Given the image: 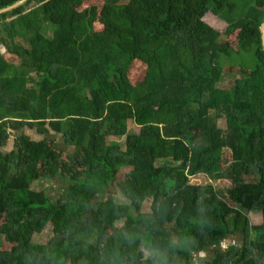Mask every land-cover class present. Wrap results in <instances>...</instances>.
<instances>
[{
	"label": "trees",
	"instance_id": "1",
	"mask_svg": "<svg viewBox=\"0 0 264 264\" xmlns=\"http://www.w3.org/2000/svg\"><path fill=\"white\" fill-rule=\"evenodd\" d=\"M8 18L25 45L0 56V264H264V0H29ZM54 180L56 202L31 187Z\"/></svg>",
	"mask_w": 264,
	"mask_h": 264
},
{
	"label": "rangeland",
	"instance_id": "2",
	"mask_svg": "<svg viewBox=\"0 0 264 264\" xmlns=\"http://www.w3.org/2000/svg\"><path fill=\"white\" fill-rule=\"evenodd\" d=\"M204 21L211 26L212 28H214L215 30L222 32L225 29V24L217 19L216 17H214L211 14L206 15V17L204 18ZM1 36V35H0ZM4 42H8L7 39L3 40ZM17 63V61L14 62V64ZM18 65V64H17ZM218 127L221 128H225V121L224 119H221L218 121ZM127 131L129 134H134V133H138L139 131V127H137L136 125H134L133 123H128L127 126ZM24 132L33 140L35 141H39L41 139L44 138V136H41L39 134H37L35 132V130H29L28 128H26L24 130ZM50 138H53V140L58 143L59 145H61L63 148L66 149L67 152H73L74 147L72 145H65L62 141V137L59 135H54L51 134ZM11 140L12 138H10L8 144L5 147L0 148V151L2 152H8L11 148ZM111 140H115L118 141L119 144H122L124 141V138H111ZM225 152V151H224ZM226 155V154H225ZM129 170H122L120 171L119 175H118V179L121 180L123 178V176L128 172ZM189 183L192 185H199V186H205V185H211L213 186L215 189H218L219 187H223L225 188L228 184L226 182H221V181H213V180H209L207 178L206 175L204 174H200V175H196L193 177H190L189 179ZM42 186V190L45 192L46 197L49 199V201L51 202H56L58 200V198L62 195L63 191H62V184L60 181L58 180H54L49 182H43L42 184H40L39 182L36 183H32L31 187L32 188H37V187H41ZM50 236V232L48 227L45 228V230L41 233L36 235L35 237H33V242L37 243V244H45L48 240ZM235 243L238 247H243L244 245V241L242 239L241 236H237L236 237H228V238H224L222 239L219 244H218V248L221 251H226V249L228 248L227 246L229 244ZM210 250H213V248H211ZM212 252V251H211ZM148 251L144 253L145 257L148 256ZM213 253L210 252H193L191 254L192 258L191 261L189 262V264H203L205 261L209 260L211 258Z\"/></svg>",
	"mask_w": 264,
	"mask_h": 264
},
{
	"label": "crops",
	"instance_id": "3",
	"mask_svg": "<svg viewBox=\"0 0 264 264\" xmlns=\"http://www.w3.org/2000/svg\"><path fill=\"white\" fill-rule=\"evenodd\" d=\"M8 23H9V18L0 23V35H1L0 36V56H2L5 59V61L9 63L14 64V62L17 61V63L15 64H19L18 58L15 55L9 53L8 49L10 48V45L17 44L18 46H24L25 43L23 42L21 36H12L13 41L9 40V37L7 36V33L4 31V27H3L4 25ZM5 39H7L8 42H4L3 40ZM234 237L237 238V236H234ZM227 247L228 248L226 250L232 247H237L240 249V247H238L235 243L229 244Z\"/></svg>",
	"mask_w": 264,
	"mask_h": 264
},
{
	"label": "water",
	"instance_id": "4",
	"mask_svg": "<svg viewBox=\"0 0 264 264\" xmlns=\"http://www.w3.org/2000/svg\"><path fill=\"white\" fill-rule=\"evenodd\" d=\"M27 1H29V0H20V1L16 2L15 4H13L12 6L1 9L0 14H3V13H6V12L12 10V9H15V8L23 5ZM259 31H260V36H261V38H260L261 39V46H262V50L264 51V20L259 27Z\"/></svg>",
	"mask_w": 264,
	"mask_h": 264
}]
</instances>
